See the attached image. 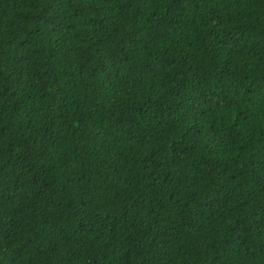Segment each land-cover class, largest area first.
<instances>
[{
	"label": "trees",
	"instance_id": "trees-1",
	"mask_svg": "<svg viewBox=\"0 0 264 264\" xmlns=\"http://www.w3.org/2000/svg\"><path fill=\"white\" fill-rule=\"evenodd\" d=\"M0 264H264V0H0Z\"/></svg>",
	"mask_w": 264,
	"mask_h": 264
}]
</instances>
